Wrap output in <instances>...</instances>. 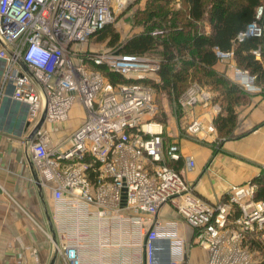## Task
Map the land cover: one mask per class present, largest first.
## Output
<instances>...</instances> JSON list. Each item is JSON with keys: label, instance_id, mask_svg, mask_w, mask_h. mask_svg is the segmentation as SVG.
<instances>
[{"label": "built area", "instance_id": "obj_1", "mask_svg": "<svg viewBox=\"0 0 264 264\" xmlns=\"http://www.w3.org/2000/svg\"><path fill=\"white\" fill-rule=\"evenodd\" d=\"M131 1L0 0L3 80L14 82L13 98L29 106L30 123L40 120L45 101L46 122L68 120L76 103L85 110V118L61 142L52 143L44 126L29 140L40 182L51 187L58 209L65 206L74 212L77 226L82 222L86 227L95 219L98 231L127 235L129 244L142 248L143 264H181L186 257L178 221L158 217L164 205L194 229L193 242L209 250L206 264H257L250 244L264 229V199H255L256 184H233L215 204L199 197L186 176L168 163L181 152L177 143L165 144L154 87L114 85L88 63L107 65L127 79L158 78L157 59L114 48H86L90 37ZM263 35L260 5L239 38ZM253 52L261 57L259 48ZM215 53L232 69V81L250 93L261 92L256 75L236 65L232 50L216 48ZM214 96L209 87L195 82L179 99L184 108L206 104L220 113L222 106ZM187 129L197 135L201 122L193 120ZM206 129L215 130L214 125ZM186 160L188 170L196 166L192 157ZM84 245L67 242L57 250L67 264H82Z\"/></svg>", "mask_w": 264, "mask_h": 264}, {"label": "crops", "instance_id": "obj_2", "mask_svg": "<svg viewBox=\"0 0 264 264\" xmlns=\"http://www.w3.org/2000/svg\"><path fill=\"white\" fill-rule=\"evenodd\" d=\"M206 29L209 32L208 26ZM214 67L232 80V69L227 63L219 60ZM9 83L3 80L0 64V99ZM250 97L249 102L235 108L238 120L231 138H219L214 120L220 113H215L213 105L197 104L190 109L179 106L182 114H176L177 118L172 117L166 125L165 144L179 145L183 162L180 171L195 193L209 203L224 199L231 185L252 180L264 170V94L258 92ZM22 114L21 110L15 112L11 131L0 130V264H49L54 253L55 264H67L57 247L76 241L86 244L80 251L82 264H143L142 248L129 244L127 235L100 232L95 219L89 220L86 227L82 222L77 226L71 209L65 206L58 209L51 187L40 182L37 165L28 149L34 124L15 133ZM84 118L79 116L78 124ZM197 119L202 130L197 135L188 134V124ZM68 120L46 122L44 129L52 143L68 137L67 131L72 126H67ZM209 125H214L213 132L206 129ZM188 157L196 161L191 170L186 168ZM158 217L178 221L179 233L186 241V257L181 264H206L209 250L193 242L194 229L174 208L164 205Z\"/></svg>", "mask_w": 264, "mask_h": 264}, {"label": "trees", "instance_id": "obj_3", "mask_svg": "<svg viewBox=\"0 0 264 264\" xmlns=\"http://www.w3.org/2000/svg\"><path fill=\"white\" fill-rule=\"evenodd\" d=\"M170 4L172 0H148L145 8L134 14L135 22L144 25L145 30L134 34L116 48L122 53L135 56L148 55L151 50L159 47L162 60L158 76L161 83L152 78L127 79L109 70L107 65L88 63L106 75L114 85L142 83L167 90L172 98L176 96L177 99L194 82L208 86L217 93L214 101L222 106V112L214 120L218 136L231 138L238 120L235 108L249 102L253 93L214 67L219 61L215 49L232 50L236 65L256 75L257 82L263 85L261 93L264 94V38H239L240 33L254 20L258 7L264 6V0H181L177 9H172ZM167 20L168 26L165 24ZM202 23H205L204 26H201ZM155 31L158 33H153ZM109 35L112 41L110 47L115 48L113 46L118 42L119 35L113 33L111 23L104 25L89 40L95 37L104 39ZM258 48L261 57L253 52ZM157 120L166 126V118L158 117L157 114ZM181 161L182 157L175 161L168 160V163L180 171L179 167L183 164ZM252 181L258 188L255 199H264V170Z\"/></svg>", "mask_w": 264, "mask_h": 264}, {"label": "rangeland", "instance_id": "obj_4", "mask_svg": "<svg viewBox=\"0 0 264 264\" xmlns=\"http://www.w3.org/2000/svg\"><path fill=\"white\" fill-rule=\"evenodd\" d=\"M148 0H132L130 4L124 9L123 12L119 13L114 18V21L111 23V26L113 28V33H118L119 40L117 43L114 44L113 47L119 48L128 38L134 36V34L142 33L145 30V26L142 24H137L136 17H134V14L145 8L147 5ZM172 9H177L180 7L175 4V2L172 0ZM165 24L168 26V20L165 22ZM205 23H202L201 26H204ZM111 35L108 37H105L104 39H99L98 37H95L91 40H89V44H87L86 48H95L97 50H104V48H111ZM149 57H152L154 59H157L160 61L162 60V55L160 54V48L153 49L148 53ZM155 82L161 83L159 76H157L154 79ZM195 83V82H194ZM263 90V85H261ZM261 90V91H262ZM155 91V100L156 103L159 106V113L158 117L166 118V125L169 124V122L172 121V117L177 118L176 114H182L183 110L180 109L183 106L180 104V97L177 99L175 96L174 98L169 95V93L164 90H161L158 87L154 88ZM261 93V92H260ZM180 106V107H179ZM184 108V107H183ZM72 117L67 122V126L72 125L68 134L70 135L71 132L76 128L78 122H79V116H85V110L80 104H76V106L72 109V112L70 114ZM157 119V116H156ZM166 129V126H165ZM189 134V133H188ZM68 135V136H69ZM250 248L255 253V260L257 264H264V233L261 232V235L259 236L258 240H254L250 244Z\"/></svg>", "mask_w": 264, "mask_h": 264}, {"label": "water", "instance_id": "obj_5", "mask_svg": "<svg viewBox=\"0 0 264 264\" xmlns=\"http://www.w3.org/2000/svg\"><path fill=\"white\" fill-rule=\"evenodd\" d=\"M7 89L8 90L6 91V94L2 97V99H0V130L11 131L15 126V119L13 118V116L17 110H21L23 114L16 124L17 127L15 131V133H19L23 128L27 129L31 126L30 121L27 119L29 106L13 98L15 90L14 82L11 81ZM46 110L47 103L45 101L43 112L41 114V117L39 118L40 120L31 129L28 140L35 138L37 131L44 126L46 122ZM56 258L57 254L54 253L52 258L50 259L49 264H55Z\"/></svg>", "mask_w": 264, "mask_h": 264}]
</instances>
